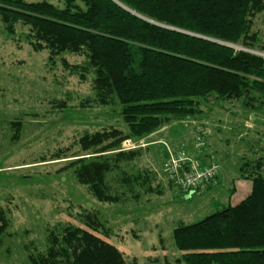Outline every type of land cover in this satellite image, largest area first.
I'll list each match as a JSON object with an SVG mask.
<instances>
[{"label": "trees", "instance_id": "16d2710c", "mask_svg": "<svg viewBox=\"0 0 264 264\" xmlns=\"http://www.w3.org/2000/svg\"><path fill=\"white\" fill-rule=\"evenodd\" d=\"M260 14L264 0H64L63 7L0 0V23L9 34L18 24L27 27L33 50H48L51 61L85 55L83 65L62 63L82 81L93 76L98 106L119 105L128 131L86 133L80 146L87 154L70 157L66 166L99 202L113 204L150 180L124 171L141 155L140 148L124 150V141L147 138L174 120L201 118L211 103L256 107L264 96V57L254 53H264V29L255 30ZM260 164L250 165L252 188L243 200L173 230L177 263L264 264ZM116 171L120 190L113 192L108 178ZM84 225L51 230L46 251L30 254V264H139L99 235L102 224L94 217ZM8 227L0 207V245Z\"/></svg>", "mask_w": 264, "mask_h": 264}, {"label": "rangeland", "instance_id": "374dc122", "mask_svg": "<svg viewBox=\"0 0 264 264\" xmlns=\"http://www.w3.org/2000/svg\"><path fill=\"white\" fill-rule=\"evenodd\" d=\"M45 1L64 5V0ZM263 29L260 14L255 30ZM28 33L18 24L11 35L0 23V207L9 219L0 264H30V254L46 251L51 230L69 224L85 228L87 216L102 224L99 235L128 261L184 264L177 263L181 252L173 230L245 198L252 188L247 176L255 172L250 165L260 162L264 173V96L255 108L242 100L211 103L203 107L201 118L174 120L147 138L129 140L141 155L123 165L124 171L149 175V183L117 204L102 203L66 166L70 157L87 154L80 146L86 133L112 126L128 131L116 114L119 105L98 106L93 101V76L86 74L82 81L62 63L64 58L83 65L85 55L64 54L51 61L48 50H33ZM199 130L205 140L202 153L195 149ZM169 149L216 162L220 166L216 180L187 200L165 172ZM120 177L121 171L109 175L113 192ZM148 186L154 191L146 190Z\"/></svg>", "mask_w": 264, "mask_h": 264}, {"label": "built area", "instance_id": "2783aa9c", "mask_svg": "<svg viewBox=\"0 0 264 264\" xmlns=\"http://www.w3.org/2000/svg\"><path fill=\"white\" fill-rule=\"evenodd\" d=\"M254 53L264 57V53ZM199 131L196 137L195 149L198 153H202L205 140L202 130ZM123 147L124 150L136 148L129 140L124 141ZM202 162V160L194 158L185 150L173 152L169 149L165 172L170 184L180 189L185 196L211 185L219 174L220 166L216 162Z\"/></svg>", "mask_w": 264, "mask_h": 264}, {"label": "water", "instance_id": "95a60500", "mask_svg": "<svg viewBox=\"0 0 264 264\" xmlns=\"http://www.w3.org/2000/svg\"><path fill=\"white\" fill-rule=\"evenodd\" d=\"M193 195L194 193H191L190 195L186 196L187 200L190 199Z\"/></svg>", "mask_w": 264, "mask_h": 264}, {"label": "crops", "instance_id": "0c3cea01", "mask_svg": "<svg viewBox=\"0 0 264 264\" xmlns=\"http://www.w3.org/2000/svg\"><path fill=\"white\" fill-rule=\"evenodd\" d=\"M163 129H166V127H165V128H163ZM163 129H162V130H163ZM191 155H192V154H191ZM192 156H193V155H192ZM201 160H202L203 162H205L203 159H201ZM205 163H206V162H205ZM243 199H244V198H243ZM243 199H242V200H243ZM240 201H241V200H240Z\"/></svg>", "mask_w": 264, "mask_h": 264}]
</instances>
